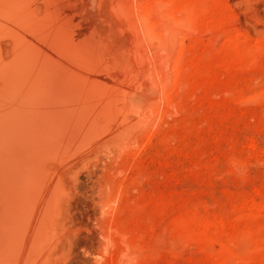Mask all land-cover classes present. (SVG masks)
<instances>
[{
    "label": "rangeland",
    "instance_id": "rangeland-1",
    "mask_svg": "<svg viewBox=\"0 0 264 264\" xmlns=\"http://www.w3.org/2000/svg\"><path fill=\"white\" fill-rule=\"evenodd\" d=\"M6 1L3 5L0 1V91L9 85V72L15 69L22 49L36 53L42 45L60 69L55 80L66 86L71 66L87 76L88 92L93 94V101H88L94 109L79 116L64 152L36 154L46 163L45 169H51L44 170L51 183L41 208L24 214L25 209L21 211L3 196L9 204L5 211L8 206L0 192V252L8 257L0 254V264L4 259V264H28L25 259L29 257V264H264V0H206L207 4L187 0L188 5L186 0H172L181 8L178 14L192 16L200 30L213 26L209 29L214 43L204 47L188 34L181 36L178 47L183 44L188 54L178 62L188 69L171 75L184 77L181 80L187 87L172 84L164 90L176 108L160 106L158 77L142 70L141 55L153 47L140 53L138 26L132 20L135 0H127L132 3L130 17L128 11L119 9L121 0H94L89 9V0H24L21 6ZM18 13L25 19L18 21ZM63 33L73 35L75 40L65 34L74 42ZM229 40H234L230 52L223 50L232 43ZM102 53L114 66L113 72L103 70ZM88 61L93 64L88 66ZM35 90L28 87V96ZM9 123L0 121L7 129L1 126L2 133L15 131V120ZM47 171L54 174L53 179ZM47 192H55L50 194L54 200ZM17 217L29 223L31 219L24 227L36 233L18 227L24 221L20 223ZM12 236L27 237L26 251L28 246L30 251L24 261L14 259Z\"/></svg>",
    "mask_w": 264,
    "mask_h": 264
},
{
    "label": "bare ground",
    "instance_id": "bare-ground-1",
    "mask_svg": "<svg viewBox=\"0 0 264 264\" xmlns=\"http://www.w3.org/2000/svg\"><path fill=\"white\" fill-rule=\"evenodd\" d=\"M0 1L3 2V0H0ZM9 1H6V2H9ZM12 1H14V3L16 5L19 4L20 6L22 5V3L25 2L24 0H12ZM121 1H122L121 4H118V5H120L119 9H121V11L123 9H124V11L130 10V9H128V7L131 8V6L129 4H132V3L127 2V0H121ZM131 1H133V0H131ZM173 1L172 0H135V4H132V9H133V6L135 8V9H133V10H135L134 14L130 13V12H132L131 10H130V12L129 11L127 12L128 16L130 14H132V20L135 21L134 23L133 22L132 23L135 24L136 26H138L137 27V32H138L137 45H138L139 48H141L140 53H142L141 51L144 50V48L146 50L148 47L149 48L151 46L153 47V50H150L149 54L147 53L148 51H146V52L143 51V53L141 55V57H142L141 61L142 62L140 61V63H142V70L149 71L150 75L153 73L152 75L158 77L156 79V81L158 80L157 85L160 88V89L158 88V90L162 89L161 97H160V100H159V104H160V106H162V108L165 105H167V104H169L171 106H174V107L176 105L175 102L174 103L170 102L168 95L164 91L168 86H170V85L172 86V84H178L181 87L183 86L182 87L183 89H185L187 87L186 85H184V83L186 81L183 83V80H181L184 77H182L181 79H179V77L172 78L173 74H178L182 70H184V69L187 70L188 69L187 68V66H188L187 63H186V65H187L186 68H184V67H182V65L180 66V64H179L180 62H178V59H180L182 56H185V55L188 54L187 53L188 51L186 50L188 48H186V49L183 48V44L179 45V47H178V44L182 43V37L181 36L183 34H188L189 37L194 38L193 40H195V43L196 42H200V43H202L201 45H204V47H205V45H210L211 47L214 46V43L212 41L213 37L211 38V34H212L213 31H211L209 29V28H212L213 26H210L209 28L205 27L206 29L205 28L203 29V27L201 28V26H200V28L203 29V30H200L198 27H196L197 25L196 26L194 25V21H193L194 18L192 16H189V17L186 18V17H183V16L181 17L178 14L179 11L181 12V8H179L178 6L175 7L173 5L174 4ZM177 1H179V0H177ZM208 2H210V1H208ZM9 3H12V2H9ZM93 3H94V0H89L88 9L93 6ZM179 3H181V2H179ZM184 3H186V5H188L187 4V0ZM190 3H191V1H190ZM205 3H206V0H205ZM3 4H5V3L4 2L1 3V5H3ZM26 5H28V4H26ZM186 5H184V7ZM12 6L14 7V5H11V7ZM24 6H25V4H24ZM39 6H40V4H39ZM11 7H10V10H8L9 12L11 11ZM125 7H126V9H125ZM210 7H211V3H210ZM0 8L3 11L2 6H0ZM23 8H26V7H23ZM195 8H197V6ZM195 8L192 7V10H194ZM198 8H200V7H198ZM44 10L45 9H43V11ZM186 10H188V9H186ZM197 10H199V9H197ZM206 10H207V8H206ZM210 10H211V8H209V11ZM33 12H35V11H33ZM54 12H56V11L54 10ZM182 12H183V10H182ZM202 12H204V14L206 13L205 10H203ZM14 13H16V12L14 11ZM35 13H37V12H35ZM49 13H51V12H49ZM187 13H188V11L186 12V14ZM195 13L197 14L196 11H195ZM0 14H2V13L0 12ZM52 14H53V12H52ZM18 15L16 14V18H17L18 21H21V20L25 19L23 17V15H22L23 19L20 17L21 15L19 13H18ZM53 15H52V17H53ZM201 16H203V13L201 14ZM2 17H4V16H2ZM29 18H30V16H29ZM32 18H33V16H32ZM28 21H26V23ZM48 21L50 22V18H48ZM203 21H205V20H203ZM0 23H1V21H0ZM4 24H5V21H4ZM26 25L27 24H25V27H26ZM51 25L54 26L53 23ZM51 25L47 24L45 26H49L50 27ZM52 26H51V29H52ZM57 26H59V25H57ZM28 27H29V25H28ZM59 28H60V26H59ZM55 31L51 30L52 34ZM55 34H56V32H55ZM61 34H60V36H61ZM65 34L63 33L62 36L64 37ZM66 35H65V38H67L68 40H69V38H71L73 36V35L70 36V34H69V35H67L68 37L70 36L68 38V37H66ZM60 36H59V40L62 38ZM53 39H55V38H53ZM72 39H73V37H72ZM73 40H75V39H73ZM229 41H230V43L232 41V43L224 46L225 49H223V50L229 51V50L232 49V51H233L232 47H234V45L232 46V44H233L234 40H229ZM73 42L74 41H72V43ZM63 43H66V42H63ZM72 43H71V45H72ZM224 44H226V43H224ZM0 45H1V42H0ZM201 45L199 47L196 44V46L198 48H201ZM20 46H25V44H21ZM75 46H76V44H75ZM210 46H209V48H210L211 53L213 52V50L215 52V49L212 50ZM65 47H66V45H65ZM190 47H191V45H190ZM197 47L194 46V49L197 48ZM68 48H70V47H68ZM72 48L73 47H71L70 49H72ZM202 48H203V46H202ZM237 48H239V47H237ZM1 49L2 48L0 47V50ZM37 49L38 50H37L36 53H30V52L27 51L26 48L22 49L21 53L18 54V58L16 59L15 69H12V70L10 69L11 71L9 72V75L11 76V79H10L11 81H9V82L11 84H13V85H11L9 87V85H10V83H9V85L7 84L8 86H6L4 89H1L2 91H0V95H3V97H1V99H0V121L4 122V124L7 125V124H10L9 121L15 120V124H14V127H13V129L15 130L14 132H9V133L3 132V133H5V134H3L0 131V143H1L0 146H2V149H0L1 150L0 153L3 151L2 152L3 153L2 157H0V192L2 193L1 194L2 197L6 196L5 198H11L10 200L12 201V203H15L16 207H19L20 209H22L21 211H23V209H25L24 210L25 213L20 211L21 213H24V214H27L28 212L29 213L30 212L33 213L35 210H37V209L42 207V203H43V200L45 198V192H46V190L48 188V185H50V183H51L50 180H48V179H51V178L49 176L47 178L46 177L47 173H46V176H45V172L46 171L44 172V170H49L50 171L51 169H47V168L45 169V164L46 163H41L42 160H40L39 156L36 157V154L37 153H42V151H44V150H50L52 152H57V153L64 152L65 150H63V149H67V147L70 144V142H72V141H70V138H72V136L74 135V130H75L74 128H75L77 120H79V116L82 115L84 112H87V111L90 112V111H92L94 109L93 102H89V101H93L92 100L93 94L88 92L89 89L87 88V86H90V83L85 82L86 81L85 78L87 76H85V74L82 73L81 70L78 67H77L78 68L77 69L76 66H74V65H73L74 67H72V66L68 67V70L71 72L72 77H71V80L66 82V86H64L61 82L55 80L56 76H58V74L60 73L59 72L60 69L56 68V65L54 63V61H55L54 58L52 56H50V54H47L45 48L42 45L37 46ZM205 50L207 51V49H205ZM235 50H236V52H238L240 49L239 50L235 49ZM76 51H77V53L78 52L80 53V50L76 49ZM200 51H203V50L200 49ZM210 51L208 50V53ZM77 53H75V54L77 55ZM82 53L84 54V52L81 50V54ZM192 53L194 54L196 52L194 51ZM191 54H189L190 57H191ZM199 54L201 55V53H199ZM230 54H232V53H230ZM84 55H81V56L79 55V56L80 57L83 56L82 59H84L85 58ZM101 55H103V56H101ZM240 55H241V53H240ZM99 56L102 57V59L104 58V60H102L103 61L102 65H104V61H105V64H106V65H104L106 67L102 66L103 70L108 68V70L112 71V69H114L113 68L114 66L112 67V66L109 65L110 61L108 59V56H107V58L105 57L106 53H102ZM93 57H94V55H93ZM100 57H99V59H100ZM236 57L240 58V56L238 57V54H236ZM88 59H90V56L88 57ZM88 59H85L86 61L84 60V62L86 63ZM93 59H95V58H93ZM195 60H197V59H195ZM195 60H193V61H195ZM235 60H237V59H235ZM240 60H241V58H240ZM242 60H243V58H242ZM116 61H119V60H116ZM99 62H100V60H99ZM90 63H91V61L88 63V66H89ZM188 63H189V61H188ZM195 63L198 64V62H195ZM195 63H193V64H195ZM91 64H93V63H91ZM118 64H121V63L118 62ZM122 64H123V62H122ZM112 65H114V64H112ZM239 65H241V64H239ZM118 67H120V66L118 65ZM122 68H123V66H121V69ZM130 68H132V67H129V69ZM126 69H127V66H126ZM136 69L137 68H135L134 70H136ZM190 70L191 69H189L188 72ZM110 71H108V72L111 75ZM105 73H107V72H105ZM194 73H198V71L197 72L195 71ZM194 73H192V74H194ZM199 73H201V72H199ZM187 74H186V76H187ZM12 76H13V80H12ZM111 76H113V75H111ZM193 76L195 78L197 77L195 74ZM199 76H201V75H199ZM152 78H154V77H152ZM145 80H146V78H145ZM156 81H155V83H156ZM192 84L194 85V83H192ZM106 85H107V82H106ZM157 85H154V86L156 87ZM180 86H178V87H180ZM28 87H30V88L31 87H35L36 88L35 91H32L31 94H29L30 97L28 96L29 92L27 93V88ZM111 87H114V85H112ZM197 87H198V85H197ZM197 87L194 90H197ZM199 87H198V89H199ZM201 87H203V86H201ZM117 88H118V86H117ZM170 88H169V91H170ZM123 90H121V91H123ZM22 91H24V93ZM167 91H168V89H167ZM16 92H17L18 96L16 95L15 97H13L12 95H14ZM20 92H22V93H20ZM127 92H129V91L127 90ZM201 92H202V88H201ZM225 92H226V90L224 91V93ZM158 93H159V91H158ZM158 93H157V95H159ZM178 93H177V95H178ZM181 93H183V92H181ZM181 93H179V94H181ZM191 93H193V92H191ZM221 93H223V92L221 91ZM23 94L25 95V98H23L24 96H22L23 99L21 100V95H23ZM123 94H125V90L123 91ZM126 94H125V96H126ZM229 94L230 93H228V95ZM31 95H34V97L29 100V98H31ZM177 95H176V97H177ZM178 96H180V95H178ZM173 97L175 98V96H173ZM170 98H172V97H170ZM178 101H179V99H178ZM182 101H184V100H182ZM177 105H179V104H177ZM158 106H155V107H158ZM171 106H169V108H172ZM133 108H134V106H133ZM148 109H149V107H148ZM145 110H147V109H145ZM153 110L156 111L157 109L154 108ZM167 110H169V109L167 108ZM151 111L152 110L149 109L150 113H151ZM140 112H141V109H140ZM142 112H144V111H142ZM142 112H141V116L143 118V115H142L143 113ZM157 112L159 113V111H157ZM152 113H153V111H152ZM154 114L156 115L157 113L154 112ZM123 118H125L124 115H123ZM142 118H140V119H142ZM86 119H87V117H86ZM125 119H127V118H125ZM152 119H153V117H152ZM122 121H123V119H122ZM4 124L3 125L1 124V126H4ZM9 126H8V128H9ZM5 127L6 126H4L3 128L5 129ZM3 128H0V129L3 130ZM5 130L7 131V129H5ZM1 137H3V138L1 139ZM10 140H11L12 143L15 142V143H13L15 145H12ZM51 154H49V155H51ZM0 156H1V154H0ZM41 158H42V156H41ZM50 167H51V165H50ZM50 173L48 175L51 176ZM53 175L54 174H52V176ZM52 179H53V177H52ZM52 191H54V190H52ZM16 192H19V193H16ZM47 193L49 194V192H47ZM50 194H55V192L54 193L51 192ZM50 196H49V198H50V200H52V198H53L52 196L53 195L51 196L52 198ZM4 197L2 198L4 200V203L6 201L8 202V200H6ZM1 198H0V200H2ZM53 200H54V198H53ZM7 202H6L5 205L8 204ZM48 202H50V201H48ZM2 206H3V209L9 208V206L8 207H5L4 205H2ZM50 206H51V204H50ZM50 206H48V207H50ZM16 207H15V209H16ZM45 209H44V211H45ZM163 210H164V208H163ZM5 211H8V209L5 210ZM20 212H19V214H20ZM4 215H7V214H4ZM14 216L16 217L17 215L15 214V215H13V217ZM20 216H22V214H20ZM30 216L31 215H29V218H30ZM33 216H32V218H33ZM23 217H25V215ZM23 217L22 218L19 217L21 219H19L17 217L19 220L17 218L16 219L18 221H20V223H21L22 221H24ZM25 219H26V217H25ZM42 220H44V218ZM1 221H2V224H3V219ZM26 222L24 221L23 222L24 224H20L21 226H19L18 224L17 225H18V227L23 228L24 225L27 226ZM4 223H6V222H4ZM27 223H29V222H27ZM30 223H31V219H30ZM34 225L37 226L35 221H34ZM14 227H17V226H14ZM25 227L23 229H25ZM26 228H29V227H26ZM29 229H32V228H29ZM7 230H9V228ZM18 230L23 231L22 229H19V228H18ZM24 231L28 232L26 229ZM32 231L34 232L35 230L34 229L33 230H29L30 233H33ZM14 232H16V231H14ZM35 233H36V231H35ZM18 234L20 235V233H18ZM29 234H28V236L31 237V235H29ZM5 236H6V233H5L4 237ZM13 236H15V235H13ZM18 236H17V238H15V239H17L16 241H15V239L13 237L14 242H15L14 243L15 244L14 245L15 246V250H12V251H13V254L15 256V257L13 256L14 259L16 261L18 260V261L21 262V261H24V258H25L24 256H25L27 251H30V248L28 246V250L26 251V248H27V245H28V241H27V237H26L27 235L25 236L26 239L20 238ZM22 236L23 235L21 234V237ZM29 237H28V240H29ZM36 237H38V236H36ZM36 237H34V238H36ZM1 238H3V237H1ZM8 238H9V236H8ZM10 238H11V236H10ZM6 241H7V237H6ZM136 241H137V239H136ZM30 242H31V240H30ZM30 242H29V245H30ZM8 243H9V241L6 242L5 244L3 243L5 245L4 248L7 247L6 250L4 249V252L6 254H7L8 248L10 247V245ZM33 243H34V241H33ZM36 244H38V242ZM30 246H33V245L31 244ZM2 247H1V249H2ZM34 249H36V247ZM2 253L0 252V254H2ZM27 253H29V252H27ZM2 255H4V254H2ZM2 255H0V256H2ZM31 255L33 256V254H31ZM129 255H131V253ZM4 256L5 257H3V258L8 259V257L6 255H4ZM9 256H10V254H9ZM0 258H2V257H0ZM31 258L32 257H29V261L31 260ZM4 260H3V262H4ZM25 261H26V263L29 264V261H27L26 259H25ZM0 262H1V260H0ZM3 262H2V264H4ZM5 262H6V260H5ZM31 262H32V260H31ZM8 263L10 264L9 261H8ZM33 263H35V262H33Z\"/></svg>",
    "mask_w": 264,
    "mask_h": 264
}]
</instances>
